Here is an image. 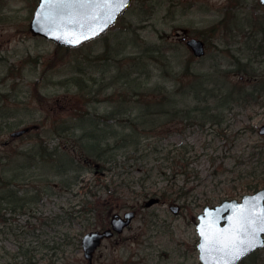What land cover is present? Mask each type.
I'll use <instances>...</instances> for the list:
<instances>
[{
	"label": "rangeland",
	"instance_id": "1",
	"mask_svg": "<svg viewBox=\"0 0 264 264\" xmlns=\"http://www.w3.org/2000/svg\"><path fill=\"white\" fill-rule=\"evenodd\" d=\"M37 1L0 0V175L17 173L8 187L23 202L19 211L12 196L2 203L0 264H87L81 236L111 207L137 214L94 264H202L193 216L264 186V103L230 98L221 123L210 117L220 101L210 93L264 84V53L250 49L263 35L264 5L132 0L102 36L67 48L30 32ZM178 32L204 39L206 54L195 57ZM93 122L106 137L97 160L82 156V129L73 128ZM40 141L45 151L57 145L59 159L40 161ZM152 197L160 199L145 206Z\"/></svg>",
	"mask_w": 264,
	"mask_h": 264
},
{
	"label": "water",
	"instance_id": "2",
	"mask_svg": "<svg viewBox=\"0 0 264 264\" xmlns=\"http://www.w3.org/2000/svg\"><path fill=\"white\" fill-rule=\"evenodd\" d=\"M129 2L124 5L119 12L115 14V19L108 21L106 27H102V30L97 31L95 35L89 36L87 31L84 32V36L86 38L80 39L79 36H72L69 35L70 33H76L82 31L81 24H84L86 26H92L89 24V21L84 19L85 15L87 13H90L91 9H84L78 6H73L71 4H64V5H52L42 11L47 12L51 15L52 23H44L42 20H39L36 16V12L40 11L39 4L40 0H38V3L35 7L33 16L29 23V29L34 35H40L47 39L53 40L58 44L66 45V46H76L84 41L94 38L98 35H100L102 32H104L111 24H113L118 15L128 6ZM262 4H264V0H260ZM101 12L103 10H100ZM103 18V17H101ZM97 23H99V20H97ZM51 32L57 33L56 35L50 34ZM73 39H79V43H73ZM181 39L185 40L186 43L190 46L192 51L195 55L201 56L205 53V44L204 41L196 38V37H186L183 36ZM38 124H31L29 126L23 127L21 129L15 130L11 132L12 137L19 136L27 131H29L32 128H38ZM262 133H264V125L261 127L260 130ZM259 194H264V187L258 189L257 191L253 193H247L243 195L241 199L237 198H227L222 200L220 203L215 205H206L203 210L198 214V221L196 222V229L199 236V241L197 243V248L199 251V259L203 264H211V257L209 255H205L202 253V250L200 249L199 245L202 242L197 225L202 223V217L208 216L211 219L215 220V223L220 227H228L231 224V217L236 212L235 205L239 204H246L251 203V200H247L246 198L253 197L256 198L257 202L259 204H264V200L259 199ZM154 200L149 201L147 204H152ZM170 208L177 213L180 209V206L176 203H171ZM206 209H211L210 212H206ZM135 216V211L129 210L125 212L123 216H121L118 212L114 213L111 218V224L112 227L106 228L104 230H91L86 232L82 239L81 243L84 249V255L88 259L89 264H92V257L93 253L96 250V248L100 245L102 242V239L105 237H110L114 234V230L121 232L123 228L128 225L132 218ZM260 239H264V232L260 233ZM264 244L258 245L256 248L250 250L245 255L241 256L239 259L232 261L231 264H238L242 259H244L248 254L255 251L256 249L262 247ZM203 256V258H202Z\"/></svg>",
	"mask_w": 264,
	"mask_h": 264
},
{
	"label": "snow or ice",
	"instance_id": "3",
	"mask_svg": "<svg viewBox=\"0 0 264 264\" xmlns=\"http://www.w3.org/2000/svg\"><path fill=\"white\" fill-rule=\"evenodd\" d=\"M128 2L129 0H40V11L36 12V16L42 22L50 24L51 15L42 10L52 5L71 4L91 9L84 19L92 26L81 24L82 31L69 34L84 39L85 31L89 36L95 35L102 27L107 26L108 21L115 19V14ZM50 34L57 33L50 31ZM72 42L79 43V39H73ZM259 199L264 200V194H259ZM247 200L252 202L234 206L236 212L231 217L232 222L228 227L218 226L215 220L208 216H203L202 223L197 225L202 240L199 247L203 254L212 258L211 264H231L258 245L264 244V239H260L259 235L264 232V204H259L253 197L246 198ZM205 211L210 212L211 209Z\"/></svg>",
	"mask_w": 264,
	"mask_h": 264
},
{
	"label": "trees",
	"instance_id": "4",
	"mask_svg": "<svg viewBox=\"0 0 264 264\" xmlns=\"http://www.w3.org/2000/svg\"><path fill=\"white\" fill-rule=\"evenodd\" d=\"M155 50H158V48L155 49ZM76 82H79V81L77 80ZM260 93L262 94V92H260ZM210 94H211V96L212 95L217 96L219 98V100H220L216 104L218 110L214 111L210 115V117H213V118H211V120L214 123H221L222 115H221V117H219V114L222 112V108L223 107L224 108L231 107L229 105V99L230 98H231V100H235V102H239L242 98H244V95H245L241 88L238 89V90H236L235 88H231L228 93L214 92V93H210ZM247 94L253 95V92H250V93H247ZM175 113H176V111H175ZM181 116H182L183 119L195 118L196 120H198V118L195 117V115H191V109H183ZM92 124L93 125H89L87 127L84 123H82L81 125H78V123H77L76 125H78V127H76V125H74L73 128H81L82 129L81 135H79L77 138H75L77 141L80 140L79 143L83 147L84 154H82V156H84L85 158H92V160L93 159L97 160L102 155V150H99L100 144L103 142V140L106 137L101 136V133H100V131L103 130V127L97 126V124L96 123L94 124V122ZM69 128L71 129L72 126L70 125ZM97 129H99L100 131H97ZM57 134L60 135L61 132L58 131ZM40 142H41V145H40L41 149L40 148L38 149L39 150L38 155H39V160L40 161H45V160H48V159L50 160L51 157H54V159L55 158L59 159L57 157V155H55V153L57 154V151H58V146L57 145H55V147H53V150L45 151L44 147H46L48 145L44 144L42 146L43 142L42 141H40ZM125 145L130 146V141L128 143H126V144L121 145V146L123 147ZM181 147H182L181 149L183 150L186 146L185 145H181ZM137 148L138 147L136 146L133 149L137 150ZM179 157H180V159H178ZM178 158L177 159L174 158L175 159L174 161L178 162V164L183 163V164H180L181 166H180L179 172L181 174H184L187 177L191 172H189V169H188L189 168V164L188 163H184V162L188 161V160H185V158L183 156H180L179 154H178ZM0 164H2L1 159H0ZM66 166H67V164H66ZM69 168L70 167L64 169L63 172H68ZM16 177H17V173L16 172L11 173V175L8 178L1 177V175H0V180H1V182H0L1 183L0 184V192L3 193L2 189L4 190L6 188L9 191L8 194L4 193L6 195H2V196L0 195V215H2V210L4 209V207L2 206V203L8 197L10 198V196H12L13 200H15V201H12L15 204H12V202H11L12 205L10 206V210H15L16 211L17 209L20 210L19 208L22 207V203L23 202L22 203L21 202L18 203L19 198L16 195V191L14 189L8 187L13 182L16 181V179H17ZM3 218H5V217L3 216ZM240 264H264V256L262 255L261 251H255L254 253L249 255L245 260H243Z\"/></svg>",
	"mask_w": 264,
	"mask_h": 264
},
{
	"label": "flooded vegetation",
	"instance_id": "5",
	"mask_svg": "<svg viewBox=\"0 0 264 264\" xmlns=\"http://www.w3.org/2000/svg\"><path fill=\"white\" fill-rule=\"evenodd\" d=\"M250 36V35H249ZM244 78V76L243 77H241V79H243ZM112 208V207H111ZM109 209L108 210V214H107V216H108V219H106V221L105 222H100V225H98V226H96L97 228H95V229H105V228H107V227H110L111 226V219H110V216H112V210H113V208L112 209ZM112 211V212H111ZM124 213V212H123ZM3 222H5V221H3ZM124 232V231H123ZM123 232H121V233H119V234H115L114 236H112V237H110V238H108V239H104L103 241H102V243H101V245L98 247V249L94 252V255H93V264H94V260H95V257L98 255V253H99V250L101 249V247L104 245V243H105V240H110V239H114V238H120V234H122ZM119 236V237H118ZM0 239H3V237L2 236H0ZM4 245L2 244V243H0V247H3ZM8 252V251H7ZM6 251L3 253V255H5L6 253H7ZM13 255H15V252L13 253Z\"/></svg>",
	"mask_w": 264,
	"mask_h": 264
}]
</instances>
